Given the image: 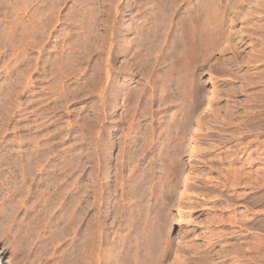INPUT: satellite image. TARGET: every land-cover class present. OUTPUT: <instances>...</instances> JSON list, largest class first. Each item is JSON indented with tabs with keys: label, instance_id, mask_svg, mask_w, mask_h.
Instances as JSON below:
<instances>
[{
	"label": "rangeland",
	"instance_id": "374dc122",
	"mask_svg": "<svg viewBox=\"0 0 264 264\" xmlns=\"http://www.w3.org/2000/svg\"><path fill=\"white\" fill-rule=\"evenodd\" d=\"M259 1L0 0L5 264H264Z\"/></svg>",
	"mask_w": 264,
	"mask_h": 264
},
{
	"label": "bare ground",
	"instance_id": "6f19581e",
	"mask_svg": "<svg viewBox=\"0 0 264 264\" xmlns=\"http://www.w3.org/2000/svg\"><path fill=\"white\" fill-rule=\"evenodd\" d=\"M166 1V0H165ZM169 1V0H168ZM205 1V0H204ZM211 2V1H210ZM220 3V2H219ZM218 3V4H219ZM227 3V2H226ZM241 3V2H240ZM229 4V3H228ZM244 5H245V3H244ZM190 6V5H189ZM237 6V5H236ZM254 6H256V7H259V8H261V10L262 11H259L256 7H250L249 8V13L247 12V14H254V13H257V15H259V17L261 18L262 16H264V0H260L258 3H255L254 4ZM157 7V6H156ZM233 7V6H232ZM174 8H175V6H174ZM208 10V9H207ZM155 11V10H154ZM224 13V12H223ZM182 14V13H181ZM195 15V14H194ZM208 15V14H207ZM203 16V15H202ZM223 16V15H222ZM249 16V15H248ZM254 16V15H253ZM197 17V16H196ZM199 17V16H198ZM204 17V16H203ZM209 17V16H208ZM214 17H215V15H214ZM252 17V16H251ZM212 19V18H211ZM246 19H248V18H246ZM194 20V19H193ZM208 20V19H207ZM195 21V20H194ZM224 21V20H223ZM183 22V21H182ZM202 22V21H201ZM204 22V21H203ZM180 23V22H179ZM185 23V22H184ZM195 23V22H194ZM198 23V22H197ZM214 23V22H213ZM245 23V22H244ZM255 23V22H254ZM260 23V22H259ZM209 24V23H208ZM251 24V23H250ZM263 24V23H262ZM189 25V24H188ZM256 25H259V24H256ZM261 25V24H260ZM191 26H193V24L191 25ZM205 26H206V24H205ZM211 26V25H210ZM217 26V25H216ZM190 27V26H189ZM194 27V26H193ZM197 27V26H196ZM250 27V26H249ZM252 27V26H251ZM262 30H264V26H259ZM211 28V27H210ZM195 29V28H194ZM203 29V28H202ZM202 29H198L199 31H197V34L196 33H194L192 36H194V38L196 37V38H198V39H192L193 41H192V43L191 44H194L195 45V43L197 42V46L196 47H198V45H201L202 44V42H203V39H201L202 37L200 36L201 34H203V30ZM214 29H216V28H214ZM256 29V28H255ZM259 30V29H258ZM187 31V30H186ZM194 31H196V30H194ZM212 31H213V29H212ZM216 31V30H215ZM219 31V30H218ZM250 31H251V29H250ZM187 32H189V31H187ZM241 32V31H240ZM221 33V32H220ZM217 34V33H216ZM187 35V34H186ZM221 35V34H220ZM225 35V34H224ZM183 36V35H182ZM190 36V35H189ZM214 36V35H213ZM251 36V32H245V31H243V32H241V35H239V38H238V42H237V44L235 45L234 43L233 44H231L230 45V47L229 48H232V50L234 51V53L235 52H237L238 53V51L240 52V50L241 49H244V48H240V44H241V46L242 45H244L245 43H247L246 41H248V39H249V37ZM252 36H253V33H252ZM258 36V35H257ZM264 36V35H263ZM261 37V36H260ZM192 38V37H191ZM204 38V37H203ZM246 38H247V40H246ZM264 38V37H263ZM185 39V38H184ZM217 39V38H216ZM215 39V40H216ZM262 39V38H261ZM186 40V39H185ZM190 40V39H189ZM205 40V39H204ZM206 40H208V39H206ZM224 40V39H223ZM231 40V39H230ZM233 40V39H232ZM250 40H251V38H250ZM259 40V39H258ZM195 41V42H194ZM237 41V40H236ZM194 42V43H193ZM217 42V41H216ZM252 42V41H251ZM199 43V44H198ZM208 43V42H207ZM222 43V42H221ZM236 43V42H235ZM238 43H239V45H238ZM251 44V43H250ZM261 44L263 45L264 44V39H262L261 40ZM204 45V44H203ZM189 46V45H188ZM188 46H186V47H188ZM201 47H202V45H201ZM245 47V46H244ZM200 48V47H199ZM210 48V47H209ZM208 49V48H207ZM224 49V48H223ZM226 49H227V47H226ZM238 49H240V50H238ZM188 50V49H187ZM191 50V49H190ZM193 50V49H192ZM186 52V51H185ZM207 53V52H206ZM255 54V53H254ZM186 55H187V53H186ZM192 55V54H191ZM237 55H239V54H237ZM237 55L235 56L234 55V57H237ZM262 55V54H261ZM193 56H195V55H193ZM258 57V56H257ZM263 57H264V55H263ZM235 60V59H234ZM237 60V59H236ZM234 62H237V61H234ZM210 79H211V76H210ZM213 79H211L210 80V82L211 83H213V81H212ZM214 87H212V89H211V91H210V93H209V96H208V100H207V102H206V104H205V106H204V108H203V110H202V114H204L206 111H207V109L209 108V105H210V102H211V100L213 99V97H214ZM237 109V108H236ZM233 113V112H232ZM203 116V115H202ZM201 116V117H202ZM201 117L197 120V123H196V125H195V128H194V136H193V138H192V141H191V143H190V154H189V156H188V159H189V164H191V160L193 159V158H195V156H196V154L197 153H199V151H198V146L196 145L197 143H196V139L199 137V134H200V132L202 131V119H201ZM198 140V139H197ZM199 141V140H198ZM242 144V143H241ZM244 144V143H243ZM240 146V145H239ZM241 147H243V146H241ZM247 148V147H246ZM229 150V149H228ZM237 150V149H236ZM246 150V149H245ZM241 151H244V150H241ZM228 152H230V150L228 151ZM228 152H227V154H228ZM248 153V152H247ZM213 154V153H212ZM229 155V154H228ZM250 155V154H249ZM248 155V156H249ZM214 156H217V155H214ZM213 156V157H214ZM220 156V155H219ZM226 156V155H225ZM218 157V156H217ZM216 159H219V158H216ZM249 159V158H248ZM221 160V159H220ZM223 160V159H222ZM225 160H227V159H225ZM220 163V162H219ZM211 164V163H210ZM231 164V163H230ZM216 165V164H215ZM226 165V164H225ZM212 166V165H211ZM218 166L216 165L215 166V168H217ZM220 168V167H219ZM234 168V167H233ZM228 169H229V166H228ZM232 170H234V169H231V171ZM220 171V170H219ZM237 171V170H236ZM249 171V170H248ZM221 172H222V170H221ZM224 172V171H223ZM228 172V171H227ZM234 173H236V172H234ZM233 173V174H234ZM239 173V172H238ZM229 174V173H228ZM226 175H227V173H226ZM236 175V174H235ZM227 176H229V175H227ZM231 176V175H230ZM236 177V176H235ZM229 178H231V177H229ZM233 178V177H232ZM186 180H185V183L183 184V188H182V190H181V192H180V194H179V200H178V209H179V212H178V222H179V226H180V228H181V231H183V238L181 239V240H184L185 238H187L188 237V230H187V224L185 223V220H184V216H183V213H182V211H183V209L185 208L184 207V202H185V199H186V195H187V191H185L186 190V187H187V181L190 179L189 178V175L187 174V176H186V178H185ZM224 179H226V178H224ZM230 180V179H229ZM206 181V180H205ZM228 181V180H227ZM207 182V181H206ZM220 182V181H219ZM231 182H232V180H231ZM234 182V181H233ZM229 183V182H228ZM225 184V183H224ZM232 184V183H231ZM234 184V183H233ZM216 185V184H215ZM218 185V184H217ZM214 186V185H213ZM233 186V185H232ZM178 188V187H177ZM188 188H189V185H188ZM215 188V187H214ZM218 188V187H217ZM213 190V189H212ZM218 190V189H217ZM184 191H185V194H184ZM233 191V190H232ZM188 192H190V191H188ZM234 194V193H233ZM229 208V207H228ZM158 212V211H157ZM216 215V214H215ZM213 216V215H212ZM218 216V215H217ZM231 217V216H230ZM219 218H221L220 216H219ZM211 220V219H210ZM213 220V219H212ZM94 221V220H93ZM215 221V220H214ZM221 222V221H220ZM232 222V221H231ZM211 223V222H210ZM218 223V222H217ZM233 223V222H232ZM93 225V224H92ZM212 232V231H211ZM210 235V234H209ZM215 235V234H214ZM218 236V235H217ZM213 237V236H212ZM208 238V237H207ZM218 238V237H217ZM209 239V238H208ZM187 240H188V238H187ZM187 240L186 241H184V242H187ZM221 241V240H220ZM189 243L191 242V241H188ZM182 243V242H181ZM79 244V243H78ZM212 244V243H211ZM185 245H187V244H185ZM191 245V244H190ZM198 247V246H197ZM90 248V247H89ZM92 252V251H91ZM90 252V253H91ZM88 253V252H87ZM204 253H206V252H204ZM93 255V254H92ZM202 255V254H201ZM91 256V255H90ZM80 257H81V255H80ZM93 257V256H92ZM95 257V256H94ZM93 257V258H94ZM98 257V256H97ZM198 258V257H197ZM208 258V257H207ZM95 259H96V257H95ZM94 259V260H95ZM206 259V258H205ZM82 260V259H81ZM207 260V259H206ZM88 261V260H87ZM97 261V260H96ZM5 261H4V257H3V254H2V251H1V249H0V264H5L4 263ZM83 262V261H82ZM89 262V261H88ZM86 263V262H85ZM84 263V264H85ZM116 263V262H115ZM204 263V262H203Z\"/></svg>",
	"mask_w": 264,
	"mask_h": 264
}]
</instances>
